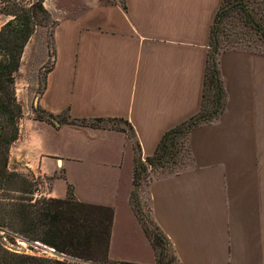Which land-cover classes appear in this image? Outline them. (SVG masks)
I'll return each mask as SVG.
<instances>
[{
  "label": "crops",
  "instance_id": "crops-1",
  "mask_svg": "<svg viewBox=\"0 0 264 264\" xmlns=\"http://www.w3.org/2000/svg\"><path fill=\"white\" fill-rule=\"evenodd\" d=\"M221 3L52 0L54 62L36 105L72 120H124L146 162L167 130L201 109L210 30ZM217 60L224 110L187 133L189 158L177 172L145 186L149 215L179 264H264V51L222 48ZM34 121L35 132L39 124L53 127ZM58 128L75 133L91 154L44 148L32 135L23 152L27 168L48 175L58 160L65 179H54L50 195L65 197L71 183L77 200L113 208L112 225L122 203L151 257L117 259L155 264L130 204L133 149L127 133L72 123ZM59 179L65 182L60 192Z\"/></svg>",
  "mask_w": 264,
  "mask_h": 264
},
{
  "label": "rangeland",
  "instance_id": "rangeland-1",
  "mask_svg": "<svg viewBox=\"0 0 264 264\" xmlns=\"http://www.w3.org/2000/svg\"><path fill=\"white\" fill-rule=\"evenodd\" d=\"M19 1L20 3L27 4L28 1L32 0ZM223 3L229 9L223 13V16L214 27L215 37L218 40V47L220 49L243 47L264 50V37L261 34L262 32L256 27L257 24H263L264 28V0H223ZM51 5L52 0H48L47 6L49 7ZM44 6L46 7L45 3ZM48 7H46L47 10ZM48 12L47 18L45 20H40V24L35 27L34 32L25 45L21 65L15 75L16 96L22 106L23 117L20 121L19 140L17 139V143L13 148H10L8 169L19 173L26 181L23 182L18 180L14 186H5V190L0 189V249L4 253L58 257L60 259L66 258L64 255L39 246L44 244L37 240L27 239V234L32 236L36 233L31 229L26 231L30 227L27 223L22 222L21 219L16 218L12 221L9 218L11 210L14 209L12 204L18 200L17 198H30V202L33 204L36 200L42 198H66L67 193L65 197H52V195H50V189L54 179L56 177L65 179V175L62 172L63 169L58 160H55L57 164L55 171L46 175L39 173L38 169L33 171L27 168L23 157V152H28L26 140L31 141L32 135L37 137L34 136L33 138H36L44 148L63 151L64 153L78 152L84 157L91 154V148L85 143L80 142L75 133L65 128H58L64 123L93 127H110L124 130L127 133L132 141L133 172L135 170L136 175L134 181L136 185L133 183V188L130 192V204L140 224H142L144 229L147 230L151 236H155L156 231L153 229L154 222L149 215V204L144 188L152 178L162 173L177 172L180 166L186 162L188 156L187 153L183 151V142L186 143V135H182L181 133L172 135L167 152L162 159H156L152 164L144 163L142 166L140 164V157L133 132L124 120H72L68 118L66 112L48 117L46 113L36 105V97L42 92L46 82V73L54 62L52 31L56 21L49 10ZM7 18V16L0 14V23H3ZM213 99V92L210 90L207 91L205 99L206 111L212 108ZM36 115L41 116L44 121L48 122L53 127L39 124L35 132V127L33 128V126L35 124L34 120H36ZM173 142L175 144H173ZM47 165L51 166V163L47 162ZM25 184L27 187L26 191L28 192L26 195L20 194L17 191H11V189L23 190ZM66 184L71 183L66 182ZM64 185L65 182L63 180H57L55 184L56 190L58 192L62 191ZM73 188V185L72 188L69 187V191H73L74 194ZM140 189H142L141 192ZM73 197L76 198L75 195H73ZM25 201L27 203L29 202L27 200ZM156 237L158 245L157 247H152L154 255L156 253V258L158 259L156 264H178L174 259V253L172 252L170 244L161 236L156 235ZM109 244H111V255L109 254L108 247L107 257L112 264H120L122 261H119L117 257L122 256L141 255L145 259H150L151 257L150 249L146 247L144 239L135 229L122 203H118V210L111 227Z\"/></svg>",
  "mask_w": 264,
  "mask_h": 264
},
{
  "label": "trees",
  "instance_id": "trees-1",
  "mask_svg": "<svg viewBox=\"0 0 264 264\" xmlns=\"http://www.w3.org/2000/svg\"><path fill=\"white\" fill-rule=\"evenodd\" d=\"M228 9L222 0L211 26L201 109L187 120L167 130L160 139L154 154L147 157L146 162L140 159L142 166L144 163L152 164L156 159H162L167 152L172 135L176 133L187 135L191 129L203 122L212 121L224 110L225 91L217 60L220 48L214 27ZM0 14L8 17L0 23V189L5 190V186H14L18 180L26 181L19 173L8 169L10 148L19 137L20 121L23 117L22 106L16 96L15 75L21 65L25 45L35 27L40 24V20H45L49 12L44 6V0H32L27 4L20 3L19 0H0ZM256 27L264 37L263 24H257ZM209 90L213 92L214 99L212 108L206 111L205 99ZM42 111L48 117L55 116ZM36 119L44 120L39 115H36ZM183 143V151L189 158L188 147L185 142ZM135 178L134 170L133 183L136 185ZM69 187L72 188V185L67 184L66 198H42L36 200L34 204L30 202V198H17L18 200L12 204L14 209L9 215L12 221L19 218L27 223L30 228L26 231L31 229L36 233L32 236L27 234V239L37 240L66 258L4 253L0 249V264H112L108 260L107 253L113 209L107 205L81 202L73 197V191H69ZM26 190V184L23 190L11 189V191L25 195L28 193ZM142 228L152 247L158 245L156 235L161 236L170 244L157 225L153 226L156 231L155 236H151L143 226ZM170 246L172 248L171 244ZM174 259L177 261L175 255ZM156 262L158 259L155 253V264ZM120 264L138 263L122 261Z\"/></svg>",
  "mask_w": 264,
  "mask_h": 264
},
{
  "label": "water",
  "instance_id": "water-1",
  "mask_svg": "<svg viewBox=\"0 0 264 264\" xmlns=\"http://www.w3.org/2000/svg\"><path fill=\"white\" fill-rule=\"evenodd\" d=\"M39 246H41V247H43V248H45V249H48V250L54 252V249H53V248L47 247V246H45V245H39Z\"/></svg>",
  "mask_w": 264,
  "mask_h": 264
}]
</instances>
